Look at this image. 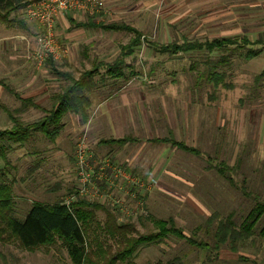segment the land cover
Listing matches in <instances>:
<instances>
[{
	"label": "rangeland",
	"instance_id": "rangeland-1",
	"mask_svg": "<svg viewBox=\"0 0 264 264\" xmlns=\"http://www.w3.org/2000/svg\"><path fill=\"white\" fill-rule=\"evenodd\" d=\"M100 1L101 12L91 17L106 23ZM25 6L9 19L0 17V81L6 86L0 87L2 107L23 123L34 122L69 84L54 70L73 79L97 71L85 92V122L67 113L53 140L32 133L24 144L3 148L0 184L7 187L11 206L0 213V264H71L60 241L24 249L6 222L22 221L34 204L77 199L98 206L87 232L92 257L100 259L99 246H110L111 253L116 249L105 233L110 213L117 224L127 225V237L156 234L154 222L172 220L185 236L207 245L197 248L167 235L136 248L130 257L134 264H264V214L247 239L215 247L220 221L239 228L254 205L264 203V74L244 67L258 46H244L233 38L238 46L213 52L162 53L157 49L181 44L182 39L203 42L233 36L189 38L183 20L175 23L178 35L164 37L157 34L155 22L152 31L141 32V43L132 54L124 56L132 33L97 31L91 44L80 47L60 36L61 14L55 20L54 42L66 53L38 64L33 54L41 29L27 17ZM118 62L120 75L114 77L107 66ZM211 71L223 84L208 81ZM19 97H30L39 108H23ZM5 109L0 107V131L12 128ZM123 137L132 141L113 146L118 149L112 154L100 143ZM171 139L198 153L164 141ZM80 145L89 150V164L96 172L105 161L119 173L93 184L85 195L79 194L75 163Z\"/></svg>",
	"mask_w": 264,
	"mask_h": 264
},
{
	"label": "trees",
	"instance_id": "trees-1",
	"mask_svg": "<svg viewBox=\"0 0 264 264\" xmlns=\"http://www.w3.org/2000/svg\"><path fill=\"white\" fill-rule=\"evenodd\" d=\"M31 0H0V17L6 19L8 15L25 6ZM98 28L104 30H119L132 33L134 38L126 46V55H131L134 48L141 43V34L134 29L124 25H100ZM233 38H220L211 41H188L184 39L181 44L173 42L164 47L157 49L162 53H188L207 51L213 52L220 50L228 45H235ZM244 46L250 43L246 39H241ZM258 55V51H253L248 54L246 60H249ZM121 62L114 63L108 67V73L116 77L120 75L118 65ZM207 64V63H205ZM97 69L93 68L90 71L84 72L78 79H73L68 74L57 73L56 75L64 77L69 81V84L62 91V93L54 96V100L45 115L34 122L23 123L17 120L11 112L0 105L4 111L7 112V117L12 123L10 130L0 131V157L4 159V149H10V145L19 146L24 144L32 135V133H40L42 136L53 140L59 131L62 129L60 123L61 117L70 112L75 115H80L81 120L85 122L86 107L89 106L88 98L85 92H88L92 87V77ZM207 79L215 86L223 84V78L215 74L214 71L208 72ZM0 86L3 83L0 81ZM23 108L34 105L30 100H23ZM23 111V109H22ZM132 141L129 137L119 139L103 140L100 143L107 146H123ZM171 145L182 149L186 152L197 154L198 152L188 146L173 141L172 139L164 140ZM11 206L10 195L6 186L0 184V213L9 209ZM98 208L92 202H87L83 199H77L68 206L63 202H55L53 204H34L26 213L22 221L15 219H8L6 227L9 233L16 238L21 247L24 249H34L42 246H51L56 240L60 241L65 248L71 264H134L130 257L136 248L152 243L153 241L173 235L185 240L191 246L197 248H207L205 243L194 240L189 236H185L179 229L175 228L172 220L168 223L165 221L154 222L158 226V232L152 235H144L138 238L127 237V225H119L115 222L113 215L108 214V221L106 224L105 233L114 240L116 249L111 253V247L108 246L103 249L98 248L100 259L92 257V253L87 251L90 246L87 234L89 226L95 220V210ZM264 214V203L256 204L248 213L245 220L239 228H236L230 221H220L216 229V249L218 245L231 243L234 244L239 239H247L252 234L254 225L258 222L260 217ZM169 264H174L173 262Z\"/></svg>",
	"mask_w": 264,
	"mask_h": 264
},
{
	"label": "crops",
	"instance_id": "crops-1",
	"mask_svg": "<svg viewBox=\"0 0 264 264\" xmlns=\"http://www.w3.org/2000/svg\"><path fill=\"white\" fill-rule=\"evenodd\" d=\"M102 1L105 5L103 16L106 23L99 22L91 16L84 17L77 12H68L58 18L57 25L62 28L60 36L69 43L75 41L76 45L83 47L92 43L97 31L120 32L98 28L100 25H123L117 23L123 22L143 36L141 33L143 30L152 31L154 23L158 22L155 29L157 34L171 37L179 33L175 23L186 20V37L233 36L229 38L246 39L250 42L249 46H258L256 50L258 55L247 60L244 67L246 66L253 74H264V0ZM8 17L6 19H9ZM205 31H208V34H205ZM239 36L241 38H238ZM247 37L254 40H249ZM0 87L6 86L3 84ZM20 99L32 100L30 97ZM110 139L114 140V138ZM103 147H106L111 154L118 149L107 145Z\"/></svg>",
	"mask_w": 264,
	"mask_h": 264
},
{
	"label": "built area",
	"instance_id": "built-area-1",
	"mask_svg": "<svg viewBox=\"0 0 264 264\" xmlns=\"http://www.w3.org/2000/svg\"><path fill=\"white\" fill-rule=\"evenodd\" d=\"M25 8L27 17L37 22L41 29V34L36 39L38 47L33 54L34 59L41 64L48 60H58L66 53L60 50L54 42L53 28L59 15L81 11L93 16L101 12L103 4L100 0H34L29 1ZM88 152L89 150L84 145H80L75 155L77 175L80 179L79 194L81 195H85L93 184L106 180L108 175L110 178H116L119 175L113 166L105 161L99 163L101 166L96 172L89 164L92 156ZM70 203L72 202L64 204L68 206Z\"/></svg>",
	"mask_w": 264,
	"mask_h": 264
}]
</instances>
